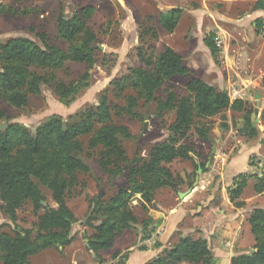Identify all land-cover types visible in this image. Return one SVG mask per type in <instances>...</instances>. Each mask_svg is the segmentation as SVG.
I'll return each mask as SVG.
<instances>
[{
	"label": "trees",
	"instance_id": "trees-1",
	"mask_svg": "<svg viewBox=\"0 0 264 264\" xmlns=\"http://www.w3.org/2000/svg\"><path fill=\"white\" fill-rule=\"evenodd\" d=\"M263 7L264 2L258 0L254 8ZM94 10L93 5H86L71 16L61 10L54 41L45 31L32 26L29 30L33 38L18 36L0 43V104L24 109L31 97L39 95L42 87L47 86L53 89L60 102L68 105L78 93V87L74 82L65 83L58 73L68 62L84 63L88 68L96 64L98 37L89 25ZM28 12L14 4L0 3V16ZM181 13V8L160 12L158 22L162 29L174 32ZM152 19L148 17V21ZM260 21L258 19L256 24ZM256 32L259 33L257 29ZM147 35L149 39L145 38ZM157 38L155 28L140 26V44L135 48L139 65L129 67L123 76L111 82L113 97L124 103L119 110L132 117L140 116L139 101L145 105L155 103L158 116L174 111L175 118L168 127L167 138L152 145L146 157L129 158L121 145V139L130 140L134 136L126 125L114 123L112 110L115 105L108 95L110 88L103 91L97 105L79 112L76 119L65 121L54 114L41 122L34 132L24 124L12 122L7 112L0 109V123L7 124L0 131V210L10 222H15L18 210L30 204L37 218L35 236L31 230L11 235L0 229L2 264H31L30 257L40 251L49 247L62 250L70 244L71 225L76 219L66 204V195L76 185L79 172L91 171L88 160L93 151L97 152L99 167L111 180L128 172L125 184L107 201L99 197L89 201L93 212L86 222L92 229L88 249L99 257L100 251L113 246L118 234L137 223L134 205L149 213L159 189H175L180 184V177L168 164L181 159L189 161L196 169L202 168L198 151L183 141L192 130L200 140L211 141L208 120L232 108L244 111L243 135L253 138L259 134L253 122L254 111L247 107V101H231L228 92L200 78L188 80L186 94L182 96L169 91L165 100L158 97L157 91L167 80L186 76L190 70L183 64L182 56L170 46L159 51L154 44ZM204 44L215 54L213 34L205 37ZM262 84L264 86V78ZM262 121L264 124V111ZM249 178L254 179L256 193L264 192V174L239 173L232 181L234 187L227 188L230 202L240 197ZM42 188L50 192L55 207L42 204V201L46 203ZM39 210L42 213H38ZM247 221L255 242L253 250L232 256L230 264H264V207L252 209ZM149 222L150 217L141 221L143 239L151 235L147 231ZM156 245L160 244L156 242ZM124 254L118 264L124 263L127 252ZM117 256L115 253L113 258ZM144 264H213V256L206 238L186 234Z\"/></svg>",
	"mask_w": 264,
	"mask_h": 264
},
{
	"label": "rangeland",
	"instance_id": "rangeland-1",
	"mask_svg": "<svg viewBox=\"0 0 264 264\" xmlns=\"http://www.w3.org/2000/svg\"><path fill=\"white\" fill-rule=\"evenodd\" d=\"M257 1L23 0L19 4H23L20 9L30 12L17 18L4 16L0 18V43L18 36L33 38V33L29 30L32 26L39 31H45L54 41L56 20L61 10L71 16L86 5L95 7L89 25L98 37L96 46L99 49L96 51V64L93 68H88L84 63L68 62L65 69L58 73L65 83L77 84L78 93L74 95L70 103L66 105L60 102L53 89L43 86L41 93L32 96L29 105L24 109H16L5 103L0 104V109L7 112L12 122L24 124L32 131H35L41 122L54 114L61 116L65 121L76 119L79 112L89 106L97 105L103 91L110 88L108 95L115 105L112 110V119L116 124L126 125L134 136L130 140L121 139V145L129 158L146 157L152 145L165 140L169 133L168 127L175 118L174 111H165L158 116L155 103L145 105L143 101H139L140 116L132 117L124 110H119L124 103L115 99L112 94L111 82L123 76L129 67L139 65L135 48L140 44L139 29L142 25L155 28L158 38L155 39L154 44L159 51L170 46L182 56L183 64L190 70L186 76H176L167 80L157 91L158 97L165 100L169 91L175 92L178 96L186 94V83L192 78H200L218 90L228 93L236 89L240 92V97L237 99L247 101V107L253 109V122L259 128V134L256 137H246L242 134L244 111L229 108L208 120L211 123V141L200 140L192 130L189 137L183 141L191 144L198 151L199 160L203 163L202 168L196 169L189 161L181 159L168 164L172 172L180 177V184L175 189L170 187L159 189L156 192L155 204L149 213H144L134 205V212L138 218L137 223L118 234L113 246L100 251L99 257H95L88 249V238L92 229L86 222L93 212L89 201H92L94 197L107 201L117 188L125 184L128 172L124 171L122 175L111 180L109 175L99 167L97 152L93 151V156L88 160L91 171L89 173L79 172L76 185L66 195V204L76 219L71 225L70 244L62 250L49 247L40 251L30 257L31 264H118V261L122 262L124 259V253L129 247L139 248L147 240L142 238L141 221L143 219L151 218L147 231L152 238L159 219H162L160 217L165 214V208L174 204V201H185L187 195L179 197L178 192L183 193L189 189L198 190L197 194L200 199L195 201V209L196 203L202 201L198 206L203 210L208 206V201L215 204L220 200L218 190L222 182L224 184L227 182L230 187H234V184L229 181L230 175L236 176L239 172H244L246 175L264 174V124L262 121L264 111V86L262 84L264 78V7L254 8ZM261 1L264 2V0ZM172 8H181L182 13L174 32L168 33L162 29L158 18L160 12H166ZM36 11L42 13L34 14ZM149 16L153 19L148 21ZM258 19L261 21L256 24ZM209 34L214 35L215 54H211V49L204 44V39ZM145 38L149 39V36ZM235 99L233 98L232 101ZM86 140L87 138L84 137L85 149H87ZM246 145L256 146L259 152L258 150L250 152L244 158L245 169L230 166L231 158ZM195 182L199 183L196 185L198 189L194 187ZM253 184L254 179L249 178L240 197L232 203L236 209H245L248 217L255 207H264V192L256 193ZM42 192L46 198V204L55 207L56 204L50 192L45 188H42ZM38 213H42V210ZM36 221V215L30 204L18 210L15 222H10L0 210V229L11 235L31 230L35 236ZM210 231L212 234L208 237H213V233H217L215 230ZM247 233L249 234L248 231ZM220 236L218 232L214 237L215 241H212V238L208 240L211 251L213 250L212 256L215 264H224L229 258V252L223 254L218 261L216 256L214 257L217 246L228 250L218 238ZM223 237L232 240L229 237ZM157 241L153 238L150 245H156ZM254 243V240L250 242L246 239L242 246L235 247L236 250L250 252L253 250ZM116 252L120 254L117 258H113ZM100 259L103 262H99Z\"/></svg>",
	"mask_w": 264,
	"mask_h": 264
},
{
	"label": "crops",
	"instance_id": "crops-1",
	"mask_svg": "<svg viewBox=\"0 0 264 264\" xmlns=\"http://www.w3.org/2000/svg\"><path fill=\"white\" fill-rule=\"evenodd\" d=\"M22 2L23 0H0V3L14 4L18 9L23 6V4L19 5ZM37 13L39 14L42 12L36 11L34 14ZM25 14L27 13L17 16H2L17 18L24 16ZM2 16H0V18ZM249 146L246 145L245 148H242L237 154H235L231 158L230 166H237L239 169L246 168L244 167L246 166L244 158L250 152H257L258 150L256 149V146ZM226 174L228 175L227 171ZM234 177V174L230 175V183H232ZM197 184L199 183L195 182L194 187L198 189V186H196ZM229 186V183L227 184L226 182V184H224V182H222L220 185V189L218 190L220 200H218V202H216L215 204H213L212 201H208V206L204 207L203 210L202 207L198 206L200 203H202V201L196 203L197 205L195 209V201H198L200 199L197 194L199 193L198 190L189 189L186 192H183L184 196L187 195L185 201H174V204H172L168 208H165V214L163 217H160L162 219H159V224L156 227L155 233L152 234V238H150V235V237L145 242H143V244L139 248H135L133 246L129 247L126 251L127 257L125 258L123 264H144L145 262L149 261L154 256H156L157 253H160L165 247L177 243L181 235L186 234H192L195 237L202 236L207 240H210L212 238V241H215L214 237H216L218 232H220L221 236L218 238L221 239V241L223 242V246L225 248H228V250L222 249V246H217V249L214 252V257L216 256L215 258L218 261L223 254L229 252V258L224 262V264H230V258L232 257V255L234 256L236 254L248 253L246 251L236 250L235 247L242 246V244L245 243L246 239H248V241L250 240V242H252V240L254 239L252 238L250 232V226L247 221L248 215L246 210L242 208H234L232 206V202H230V200L228 199L226 189ZM210 230H215L217 233H213V237H208V235L212 234ZM247 231L250 235L247 233ZM194 232L195 234H193ZM223 236L229 237V239L232 240H227ZM153 238L154 240H158L157 242L160 244L159 246L150 245V242L153 241ZM233 248H235V250H233ZM116 253H118V255L120 254V252ZM213 263L215 264L216 262Z\"/></svg>",
	"mask_w": 264,
	"mask_h": 264
},
{
	"label": "built area",
	"instance_id": "built-area-1",
	"mask_svg": "<svg viewBox=\"0 0 264 264\" xmlns=\"http://www.w3.org/2000/svg\"><path fill=\"white\" fill-rule=\"evenodd\" d=\"M228 96H229L230 100L232 101L233 98H236V99H237V97H240V92H239L238 90H236V89H232V90L228 93Z\"/></svg>",
	"mask_w": 264,
	"mask_h": 264
},
{
	"label": "water",
	"instance_id": "water-1",
	"mask_svg": "<svg viewBox=\"0 0 264 264\" xmlns=\"http://www.w3.org/2000/svg\"><path fill=\"white\" fill-rule=\"evenodd\" d=\"M6 127H7V124L5 122L4 123H0V131L3 130V129H5ZM183 196H184V193H180L179 192V197H183ZM42 204L45 205L46 203L44 201H42Z\"/></svg>",
	"mask_w": 264,
	"mask_h": 264
}]
</instances>
